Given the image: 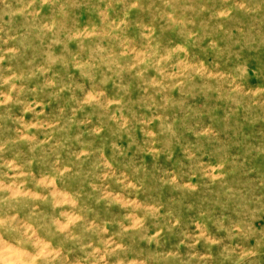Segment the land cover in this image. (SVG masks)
I'll list each match as a JSON object with an SVG mask.
<instances>
[{
	"label": "rangeland",
	"instance_id": "obj_1",
	"mask_svg": "<svg viewBox=\"0 0 264 264\" xmlns=\"http://www.w3.org/2000/svg\"><path fill=\"white\" fill-rule=\"evenodd\" d=\"M0 264H264V0H0Z\"/></svg>",
	"mask_w": 264,
	"mask_h": 264
}]
</instances>
